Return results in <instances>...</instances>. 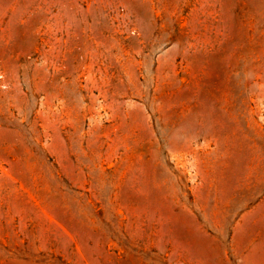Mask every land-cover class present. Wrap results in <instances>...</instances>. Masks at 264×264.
I'll return each instance as SVG.
<instances>
[{
    "label": "rangeland",
    "instance_id": "1",
    "mask_svg": "<svg viewBox=\"0 0 264 264\" xmlns=\"http://www.w3.org/2000/svg\"><path fill=\"white\" fill-rule=\"evenodd\" d=\"M0 264H264V0H0Z\"/></svg>",
    "mask_w": 264,
    "mask_h": 264
}]
</instances>
